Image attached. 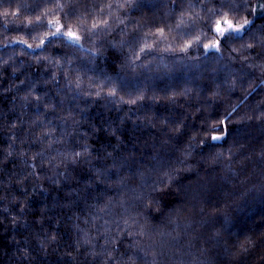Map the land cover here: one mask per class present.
Returning a JSON list of instances; mask_svg holds the SVG:
<instances>
[{
  "label": "clouds",
  "instance_id": "9594fccd",
  "mask_svg": "<svg viewBox=\"0 0 264 264\" xmlns=\"http://www.w3.org/2000/svg\"><path fill=\"white\" fill-rule=\"evenodd\" d=\"M0 264H264V0H0Z\"/></svg>",
  "mask_w": 264,
  "mask_h": 264
}]
</instances>
